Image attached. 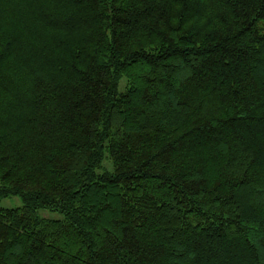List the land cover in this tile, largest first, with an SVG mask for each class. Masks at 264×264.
<instances>
[{
  "label": "trees",
  "instance_id": "1",
  "mask_svg": "<svg viewBox=\"0 0 264 264\" xmlns=\"http://www.w3.org/2000/svg\"><path fill=\"white\" fill-rule=\"evenodd\" d=\"M9 197L0 264H264V0H0Z\"/></svg>",
  "mask_w": 264,
  "mask_h": 264
},
{
  "label": "rangeland",
  "instance_id": "2",
  "mask_svg": "<svg viewBox=\"0 0 264 264\" xmlns=\"http://www.w3.org/2000/svg\"><path fill=\"white\" fill-rule=\"evenodd\" d=\"M22 201L19 197H9L1 200L0 202V208L2 209H16L22 207ZM40 217L50 220L60 219V215L56 213H50L48 211H40L39 212Z\"/></svg>",
  "mask_w": 264,
  "mask_h": 264
}]
</instances>
